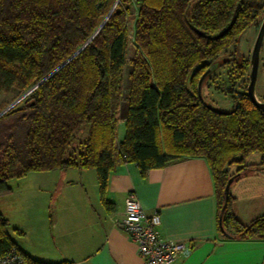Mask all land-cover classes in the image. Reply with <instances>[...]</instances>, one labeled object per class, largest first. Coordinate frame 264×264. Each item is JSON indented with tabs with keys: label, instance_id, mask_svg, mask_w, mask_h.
I'll return each instance as SVG.
<instances>
[{
	"label": "trees",
	"instance_id": "16d2710c",
	"mask_svg": "<svg viewBox=\"0 0 264 264\" xmlns=\"http://www.w3.org/2000/svg\"><path fill=\"white\" fill-rule=\"evenodd\" d=\"M115 1L0 0V92L34 88L30 98L0 116V196L13 191V178L69 169H96L104 194L118 163H136L145 173L184 156H202L215 179L219 218L226 184L235 175L229 167L264 168V110L235 88L234 107L217 110L201 96L199 82L261 22L264 0H136L134 34L132 0H120L103 24ZM234 16L232 28L213 38ZM129 40L132 83L125 97ZM125 99L126 132L119 140ZM85 125L88 135L77 150L74 142ZM254 152L260 162L247 164ZM232 203L230 193L219 222L223 236L264 239V215L243 223ZM10 226L0 209V257L14 250L24 257L21 264H73L32 256Z\"/></svg>",
	"mask_w": 264,
	"mask_h": 264
},
{
	"label": "crops",
	"instance_id": "0c3cea01",
	"mask_svg": "<svg viewBox=\"0 0 264 264\" xmlns=\"http://www.w3.org/2000/svg\"><path fill=\"white\" fill-rule=\"evenodd\" d=\"M131 2L129 30L134 34L138 6L136 0ZM239 169L235 168L240 175L230 187L232 209L243 223H250L264 215V168ZM70 170H59V179L43 199L42 191L34 195L31 240L36 250L16 239L34 257L49 262L67 259L73 264H147L118 224L126 198L133 192L148 214H160L162 236L191 246L188 254L178 255L171 264H264V239L228 238L220 232L216 184L205 157L184 156L145 173L136 163H118L104 194L96 169ZM64 191L69 195L60 201ZM12 193L0 196V209L9 221L5 210Z\"/></svg>",
	"mask_w": 264,
	"mask_h": 264
},
{
	"label": "rangeland",
	"instance_id": "374dc122",
	"mask_svg": "<svg viewBox=\"0 0 264 264\" xmlns=\"http://www.w3.org/2000/svg\"><path fill=\"white\" fill-rule=\"evenodd\" d=\"M260 26H261V22H259L257 25H253L251 28L247 30V32H245L242 35L238 43L237 50L236 48L231 47L227 50L226 53L221 54L219 59L214 63V67H215L214 71L211 72V75L207 79H203L200 82L199 84L200 94L209 106L217 110L229 111L234 107L232 89L235 88V91L240 93L247 92L248 85L250 83L251 56L257 35L259 33ZM132 44H133V40H129V50L127 54L128 63L123 70V77H122V87L125 97H127L132 83L130 78V72L132 69L130 58L134 50ZM260 57H261L260 68H259L258 81L256 84V94L260 100L264 101V68H263L264 43L261 48ZM241 61L243 62V64L245 63L244 64V66H246L245 68L243 67L241 69L239 67L240 66L239 63ZM29 91H24L18 86H14L10 92H0V113L5 109H7L14 102L19 100V98H21L23 95H26ZM28 98H30V95L23 98L20 101V104L25 102ZM127 108H128V101L125 99L123 100L121 109L118 114L120 119L122 118V114L126 113ZM88 130H89V126L85 125L78 133L77 138L74 142V146L76 147L77 150H80L81 148L80 145L86 139L88 135ZM125 131H126L125 123L123 119H121V121H119L117 125V136L119 140L124 137ZM260 160H261V154L259 152L252 153L248 158V161L254 164L259 163ZM233 165L234 166L231 165L229 167L230 174H236V171H234L235 168L241 166V164L239 163ZM75 170L77 169H72L70 171L77 172ZM60 173L61 172L59 170L41 172V173L39 172L30 173L24 177L13 178L9 182V184L13 187V191H14V193H12L10 197H8V199H10V202L8 201L9 207L7 210H5L7 215L10 217L11 226L9 230L12 236L15 239H17V241H19L24 247H31L32 249L36 250V248L32 247L33 243L31 240L32 239L31 218H33L32 206L33 203H36V201L34 200V195L37 194V192L42 191L43 193L41 195L43 199V197H45V194L48 192L49 187L51 185H54L57 182V179H59L58 174L60 175ZM48 181L49 184L43 183ZM236 186H237L236 184L233 185L232 190H235ZM40 188H42V190ZM77 188H81V187H79L78 185ZM80 190L79 193L81 192ZM75 191H77V189L72 190V194H74ZM63 195L64 198L60 197L59 198L60 201L65 200V198L69 194H67V191H64ZM38 199L42 201L39 195H38ZM18 227L23 231L22 233L17 232Z\"/></svg>",
	"mask_w": 264,
	"mask_h": 264
},
{
	"label": "built area",
	"instance_id": "2783aa9c",
	"mask_svg": "<svg viewBox=\"0 0 264 264\" xmlns=\"http://www.w3.org/2000/svg\"><path fill=\"white\" fill-rule=\"evenodd\" d=\"M118 3L120 0H116ZM162 220L158 212L148 214L139 198L129 193L125 212L118 224L137 244L140 256L147 264H171L180 254H188L189 244L173 242L160 232ZM24 257L18 251H11L0 257V264H21Z\"/></svg>",
	"mask_w": 264,
	"mask_h": 264
},
{
	"label": "water",
	"instance_id": "95a60500",
	"mask_svg": "<svg viewBox=\"0 0 264 264\" xmlns=\"http://www.w3.org/2000/svg\"><path fill=\"white\" fill-rule=\"evenodd\" d=\"M118 2L115 1L111 12L109 13V15L107 16V18L105 19V21L103 22V24L106 22V20L108 19V17L110 16V14L112 13V11L116 8ZM236 21V16L233 17L231 23L229 24V26L225 29V31L217 36H213V38H217L221 35H224L227 31H229L232 26L234 25ZM102 24V26H103ZM101 26V27H102ZM200 34H203L201 31L197 30ZM204 35V34H203ZM264 43V17L261 20V26L259 29V33L257 35L255 44H254V48L252 51V56H251V62H250V66H251V71H250V83L248 85V90H247V94L250 98V100L254 103V105H256L257 107L261 108L262 110H264V101L260 100L256 94V84L258 81V75H259V68H260V53H261V48L263 46ZM215 69L214 64L212 65V67L208 70V72L201 78L200 82L205 79V77L211 73L213 70ZM42 82V81H41ZM39 82V84L41 83ZM199 82V84H200ZM38 84V85H39ZM34 88H32L28 93H30ZM200 91V90H199ZM28 93L26 95H23L21 98H19V100H17L16 102H14L12 105H10L7 109H5L4 111H2L0 113V116H2L5 112H7L10 108H12L13 106H15L18 102H20L23 98H25ZM240 174H235L234 176H231L226 184L225 190H224V204L222 206L220 215H219V222L222 224L223 221V215L225 212V209L227 207V203L230 197V187L232 185V183L234 182V180L239 176Z\"/></svg>",
	"mask_w": 264,
	"mask_h": 264
}]
</instances>
